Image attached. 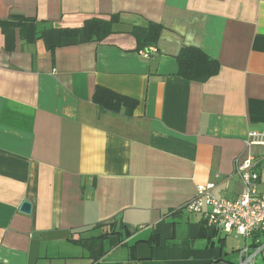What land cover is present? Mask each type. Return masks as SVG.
Returning <instances> with one entry per match:
<instances>
[{"label": "crops", "instance_id": "obj_1", "mask_svg": "<svg viewBox=\"0 0 264 264\" xmlns=\"http://www.w3.org/2000/svg\"><path fill=\"white\" fill-rule=\"evenodd\" d=\"M111 15L113 33L87 41L86 21ZM149 22L164 30L144 58L130 31ZM183 47L219 73L180 77ZM99 87L137 100L134 116L100 114ZM252 131L264 0H0V264H235L245 239L229 251L184 206L200 185L240 198L236 162L253 154L264 193Z\"/></svg>", "mask_w": 264, "mask_h": 264}, {"label": "built area", "instance_id": "obj_2", "mask_svg": "<svg viewBox=\"0 0 264 264\" xmlns=\"http://www.w3.org/2000/svg\"><path fill=\"white\" fill-rule=\"evenodd\" d=\"M156 48L141 51L149 58ZM247 147L264 146V132L252 131L248 134ZM259 158L253 154L244 160H237L236 173L245 185L240 198L230 200L213 193L214 185H200L196 196L184 208L189 213L203 215L205 226L214 231L236 235L245 239V246L239 251L235 264H264V193H259Z\"/></svg>", "mask_w": 264, "mask_h": 264}, {"label": "trees", "instance_id": "obj_3", "mask_svg": "<svg viewBox=\"0 0 264 264\" xmlns=\"http://www.w3.org/2000/svg\"><path fill=\"white\" fill-rule=\"evenodd\" d=\"M118 22V15L109 18H92L86 21L83 28L87 41L101 42L113 33V27ZM164 27L155 22H149L147 26H134L130 34L137 42L135 51L141 52L150 47H157L160 35ZM79 29L64 30V35H74ZM179 64V76L199 83H205L216 76L220 67L216 60L208 57L202 50L195 47H183L177 57ZM94 103L98 106L100 114H109L118 118L130 119L138 106V101L119 95L105 88H98L94 95ZM264 262V254L262 256Z\"/></svg>", "mask_w": 264, "mask_h": 264}, {"label": "rangeland", "instance_id": "obj_4", "mask_svg": "<svg viewBox=\"0 0 264 264\" xmlns=\"http://www.w3.org/2000/svg\"><path fill=\"white\" fill-rule=\"evenodd\" d=\"M225 234H226V233L222 232L221 235H222L223 237H226V238H227L228 243H229V248H230L229 251H232V250H233L232 247H237V246H238V244H237L238 241L241 242L242 239L239 238V237H238V238L234 237V236H236V235H233V234H232V235H230V234H229V235H225ZM230 256L233 257V256H234V253H231V252H230ZM233 259H235V258L233 257ZM238 260H239V258H238ZM234 261H236V260H234ZM236 263H237V262H236Z\"/></svg>", "mask_w": 264, "mask_h": 264}, {"label": "water", "instance_id": "obj_5", "mask_svg": "<svg viewBox=\"0 0 264 264\" xmlns=\"http://www.w3.org/2000/svg\"><path fill=\"white\" fill-rule=\"evenodd\" d=\"M21 212L25 214H30L32 210V204L29 202H24L21 206Z\"/></svg>", "mask_w": 264, "mask_h": 264}]
</instances>
